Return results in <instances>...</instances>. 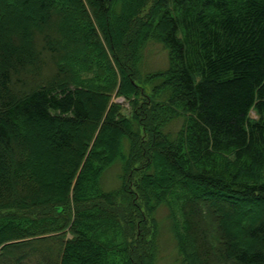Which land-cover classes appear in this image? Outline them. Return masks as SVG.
Returning a JSON list of instances; mask_svg holds the SVG:
<instances>
[{"label": "trees", "instance_id": "16d2710c", "mask_svg": "<svg viewBox=\"0 0 264 264\" xmlns=\"http://www.w3.org/2000/svg\"><path fill=\"white\" fill-rule=\"evenodd\" d=\"M34 1L0 0L3 264H158L161 208L179 264H264V212L222 218L264 200V0Z\"/></svg>", "mask_w": 264, "mask_h": 264}, {"label": "rangeland", "instance_id": "374dc122", "mask_svg": "<svg viewBox=\"0 0 264 264\" xmlns=\"http://www.w3.org/2000/svg\"><path fill=\"white\" fill-rule=\"evenodd\" d=\"M41 0H35L34 3H39ZM45 3H47L50 7L56 8L54 1L55 0H43ZM115 2V0L112 1V4ZM12 8V7H11ZM66 11L71 13L72 8L71 4H69L66 7ZM23 15H26L25 12H23ZM29 15V14H28ZM27 15V16H28ZM109 25L112 26V22L109 21ZM71 24L66 21H62V27L63 28H71ZM166 51L162 49V46L160 44H152L146 49L145 57L143 58V71H156L160 68H163L166 63ZM149 96V95H148ZM151 98V97H147ZM139 99V97H138ZM141 100V99H140ZM136 101V97L134 98V102ZM112 102L119 103L121 106H125V109H130L131 106L129 102L124 99V97H112ZM121 102V103H120ZM146 102V101H145ZM124 113H127L125 111ZM251 118H256V114L254 110H251L250 112ZM43 156H41V160ZM44 158V157H43ZM60 156H57V159L50 158V162L45 163V167H47L50 171V174L48 176V181L54 177L56 174L57 176V170L61 169L63 164L65 162H68L71 160L68 156H64L63 161L60 160ZM60 162V163H58ZM64 170V168H62ZM116 170L111 169L108 172V184H111L112 182L115 183V175ZM54 174V175H53ZM64 174L62 172L61 177L56 180L55 178V185H60L62 183ZM231 211L233 212L232 215H223L222 218L224 222L226 223V227L229 231H235V237L238 238L240 235L243 234L242 229H235V224H237L240 221V224L243 223V221H250L255 222L259 219H261L263 212H264V200H250L249 202H246L245 200H237L236 203L231 204L230 206ZM157 218L160 222V234H159V255H158V264H179L177 262V259L175 257V241L171 234V231L169 230V224L168 220L166 219V209L161 208L157 212ZM235 229V230H234ZM11 253H7L6 256L0 257V264H3L6 262V257H11Z\"/></svg>", "mask_w": 264, "mask_h": 264}]
</instances>
